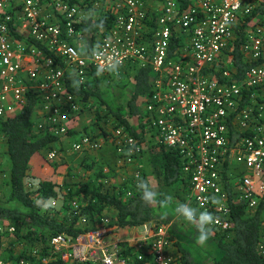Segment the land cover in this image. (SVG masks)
<instances>
[{"label": "built area", "instance_id": "2783aa9c", "mask_svg": "<svg viewBox=\"0 0 264 264\" xmlns=\"http://www.w3.org/2000/svg\"><path fill=\"white\" fill-rule=\"evenodd\" d=\"M192 1L182 10L179 0H162L154 28L142 0H0V118L6 116L11 96L21 106L32 92L43 116L40 130L49 125L60 138L81 109L68 91L67 77L86 82L91 68L100 76H112L129 64L141 63L152 71V93L144 98L142 118L146 132L155 133L159 142L180 154L190 177L192 219L207 213L212 216L208 224L212 230L227 231L231 224L225 177L237 185L236 198L251 210L264 198V22L255 20L243 33L241 51L252 66L239 82L231 66L237 28L252 15L258 0ZM99 10L116 15L115 26L90 54L82 55L76 25ZM16 34L44 49L18 41ZM175 39L182 45L171 57ZM24 72L27 85L21 78ZM245 90L254 93L242 108ZM231 120L240 132L233 143ZM112 142L126 166L133 165L146 148L122 129L116 130ZM91 146L98 145L85 138L74 149L80 152ZM233 167L241 168L239 175L230 174ZM106 236L105 230L75 239L60 235L49 246L52 255L65 262L129 264L121 260L119 246L105 242ZM141 246L138 259L148 260L146 264H180L168 253L171 240L166 226L155 229ZM260 249L264 256V241ZM0 264L35 263L0 258Z\"/></svg>", "mask_w": 264, "mask_h": 264}, {"label": "trees", "instance_id": "16d2710c", "mask_svg": "<svg viewBox=\"0 0 264 264\" xmlns=\"http://www.w3.org/2000/svg\"><path fill=\"white\" fill-rule=\"evenodd\" d=\"M49 0H40L45 3ZM144 3L147 0H142ZM162 2V0H159ZM181 9L185 10L192 4V0H179ZM97 12L99 14H97ZM95 15L81 20L76 25V31L79 34L77 43L83 46L82 55L90 54L100 37L106 36L107 32L114 28L116 15L111 11H97ZM154 20L153 27L157 25L158 16L149 15ZM257 20L264 22V0H258L257 7L252 15L244 19V22L237 28L239 36L235 42V51L231 66L235 71V79L239 82L245 79V76L251 68V64L245 61L241 51L244 31ZM17 40H28V42L39 50L44 48L35 43L30 38L16 34ZM182 43L179 39L173 40L170 49L171 57L177 56L178 49ZM51 55V54H48ZM134 64V63H132ZM132 64L120 69L114 76L116 82L109 87L112 91L118 88L122 91L132 86L131 96L125 102L126 106L112 108L106 101V92L104 86V76H100L95 69H89L88 80L80 82L71 76L67 77L68 91H70L83 106L91 100H97L108 110L110 116L115 122V130L122 129L130 137L135 138L140 144L144 143V133L146 132L142 125V130H136L130 119L140 118L141 108L139 102L142 98L152 93L151 77L152 71L147 67L137 69L130 74ZM65 67V65L62 63ZM132 72V70H131ZM254 90L244 91V102L242 108L248 105ZM39 109V102L32 92L26 94V102L19 106V110L5 118H0V136L5 141L6 152L9 162V199L7 205L0 204V225L8 223L7 229H14L15 241H26L31 247L40 248V260L34 254L22 253L18 255L14 246L10 248L9 261L18 262L21 259H27L35 264H94L65 262L62 259L52 255L50 241L57 236L64 235L75 239L83 233L91 230L80 226V219L87 216L88 221H95L96 218L103 216L108 211L114 210L116 219L113 226L118 229H138L146 228L150 231L164 225V220L157 217V209L152 205V199L145 200L144 194L149 191L144 173V184L133 181L132 183H123L120 188H116L113 193L104 191L102 185H95L91 182H81L77 184L59 185L46 180L40 183L38 190L40 198L44 202L58 199L64 204V208L69 216L59 218L43 212V206L38 204L28 191L26 180L31 171V164L36 156L42 151L49 150L56 144L60 138L49 125L43 130H38L36 126V117ZM81 114V111L80 113ZM99 115V113H98ZM141 118H143L141 116ZM98 116V120H102ZM106 119V118H105ZM39 124V123H38ZM232 132V141L240 136L237 126L231 120L229 123ZM245 136V135H243ZM145 144V143H144ZM148 152V161L151 174L156 178L158 186L162 193L158 197L157 206L167 199L166 191H175V187L181 185L182 188L176 190L174 199H179L185 203L191 201L190 177L184 173V166L180 154L168 149L161 142L153 145ZM142 157V156H141ZM102 175H98L100 179ZM225 190L229 194L228 207L230 210L229 220L231 228L227 231L213 229L211 239L215 244V253L209 262L203 264H264V256L261 254V244L264 241V198L257 209L251 210L248 204L236 198L233 193L234 187L227 183V177L224 180ZM182 190L185 197L179 195ZM77 204V210L73 204ZM181 203L179 205H181ZM26 210V211H24ZM58 215V214H57ZM0 231H2L0 229ZM209 232V231H207ZM209 235V233H208ZM127 247L122 244L120 247ZM182 264H199L191 257L190 253L180 248ZM124 259L133 258L129 264H146L148 260L140 261L138 255L133 252V248H128L123 255ZM38 262V263H37Z\"/></svg>", "mask_w": 264, "mask_h": 264}, {"label": "rangeland", "instance_id": "374dc122", "mask_svg": "<svg viewBox=\"0 0 264 264\" xmlns=\"http://www.w3.org/2000/svg\"><path fill=\"white\" fill-rule=\"evenodd\" d=\"M77 48L80 53L83 52V46L80 45V43L77 44ZM21 78L23 80V84L25 82L26 85L29 83L25 72L22 74ZM114 78V76H104L105 82L103 87L106 89L105 101L112 108L116 106L125 107V102L131 96L130 90H132V86L128 87L125 91H122L119 88L112 91L109 87L113 86L112 84L116 82ZM142 100L143 99L140 100L139 106L141 108V116L143 117L146 110L145 104ZM18 110L19 104H17L11 96L5 117L13 115ZM80 111L81 114H78L74 118L70 119V121L65 125L67 133L60 137V140L51 146L49 150L42 151L35 157L31 164V171L29 172L26 180L28 191L31 193L32 198L38 204L43 206V212L58 216L59 218L69 216L71 213L66 211L64 204L58 199L48 202L41 200L38 190L42 181L49 180L62 186L81 182H91L93 185L100 183L104 191L109 193H113L117 190L116 188H120L123 183L139 181L135 178V175H132L129 168L122 165L120 162L116 147L112 142L116 132V122L110 117L111 115L106 107L102 106L97 100H91L86 106L81 104ZM98 116H102L103 119L98 120ZM141 116L140 118L130 119L132 126L139 132L142 130ZM42 122L43 116L38 111L36 117V126L39 125L36 127L38 130H40ZM85 138L91 139L94 144L98 145L97 148L91 146L80 152L75 151L74 145H79ZM144 139V143L146 144L144 151V157L146 156L144 159V168L145 166L146 168L144 169V173H146L148 166L150 168L147 153L153 145L159 143V139L155 133H148L146 135L144 133ZM52 154H55V157L52 158ZM8 170L9 162L6 152V144L0 136V204H3L4 206L7 205V200L10 196L8 187ZM99 174L102 175V177L97 179ZM156 200L154 201L155 203ZM77 207L78 205L76 203L73 204L74 209L77 210ZM115 219L116 213L114 210L110 209V211L105 213L103 216L96 218L93 222L88 221L87 216L82 217L80 219V226L91 231L105 230L108 236L110 235L109 231L118 229L117 226H113ZM7 228L8 223L0 225V229L2 230L0 231V258L8 261L10 258L9 250L12 246H14L18 255H21L22 253L29 255L34 254L39 261L41 253L40 248L31 247L26 241H15L14 233ZM208 229L210 230L211 228L209 227ZM152 232H154V230H152ZM150 236H152V234ZM173 242L174 239L172 238L171 246L177 248ZM122 244H127V247L124 246L121 248L119 246L120 258L123 257L128 248H133V252H136V248H134L130 242L122 241L120 245ZM203 247L204 246H201L200 244L197 245L196 249L198 250L196 252V256L209 259L211 256L210 252L204 250ZM175 257L178 258L179 256Z\"/></svg>", "mask_w": 264, "mask_h": 264}, {"label": "crops", "instance_id": "0c3cea01", "mask_svg": "<svg viewBox=\"0 0 264 264\" xmlns=\"http://www.w3.org/2000/svg\"><path fill=\"white\" fill-rule=\"evenodd\" d=\"M145 5V9L147 14L149 15H155V16H160L162 9H163V3L159 0H147L144 3ZM27 34V33H26ZM146 36L147 38L151 39V33L150 31L147 32L146 31ZM145 41V43L149 44V41ZM184 42V41H183ZM185 43V42H184ZM131 64L125 66L123 69L129 67ZM142 64L141 63H134L132 64V69H129L128 71H130V74H133V72H135L137 69L141 68ZM132 70V72H131ZM2 87V81L0 80V90ZM143 102H144V98H142ZM16 113V112H15ZM14 113V114H15ZM143 125V124H142ZM144 145V143H143ZM146 145V144H145ZM150 153V151H149ZM148 156V153H147ZM146 158V156L144 157V152L142 154V157H139L136 159L135 163L131 166H126L129 168V170L132 172V175L139 176V182L140 184H144V159ZM149 158V156H148ZM151 168L146 169L147 172L146 174V182L149 186V191L150 193H152V205L155 206V209H157V217L162 218V220H164V225L166 226L168 229V232L170 234V240L172 242V238L174 239L173 244L176 247L171 246L168 253L175 258L177 261L180 262V264H182V262L180 261V259L182 258V254L180 252V248L184 249L185 251L189 252L191 257L193 258V260L196 263L199 264H203L206 262H209L212 259V256H214L215 253V244L211 239V233L213 232L212 229H208L209 226L206 225L207 231L209 235H208V239L204 242V243H200L198 237H199V230H198V221L199 218L194 220L191 219L190 221L184 216V211L188 210V211H193L194 207L192 202L189 200L185 203H181L182 201L179 199H174L173 197H175L176 195V190L182 188L181 185H178L175 187V191L171 192V191H166L164 194L167 197L166 200H164L161 205L157 206V203H155L154 201L156 199H158V197L160 196V194L162 193L161 189L158 186V182L156 180V178L151 174ZM229 172L230 174L232 173L233 176H236L237 174L239 175V172L241 171V168L238 167H233V168H229ZM240 169V170H239ZM226 174L224 173V176ZM263 180H264V176H263ZM234 187L233 193L236 195V189L237 185L235 186L234 184H232ZM191 191V190H190ZM175 195V196H174ZM178 196H182L183 198L185 197V195L183 194V191L180 190L179 191V195ZM157 201V200H156ZM181 203V205H179ZM110 235L107 236V238L105 239V242L109 245H114V246H120V243H122V241H126V242H130V244L132 246H134V248H136V254H138L139 252L141 253V251L143 250L142 248V243L145 241H147L151 236V234H153L152 231L146 229V228H138V229H125V230H121V229H113L112 231H109ZM151 233V234H150ZM201 245L204 246L203 249L206 251L210 252V258L208 259H204L205 257L201 258V257H197L196 256V252L198 249L197 245ZM174 249H173V248ZM189 247V248H187ZM199 248V247H198ZM142 249V250H141ZM210 249V250H209ZM175 256H179L178 258H176ZM121 260H125L123 257L121 258ZM127 261H133L132 258H127Z\"/></svg>", "mask_w": 264, "mask_h": 264}, {"label": "clouds", "instance_id": "9594fccd", "mask_svg": "<svg viewBox=\"0 0 264 264\" xmlns=\"http://www.w3.org/2000/svg\"><path fill=\"white\" fill-rule=\"evenodd\" d=\"M152 198V193L150 192H146L144 194V199L145 200H151ZM184 216L190 221L192 219V214L190 211L185 210L184 211ZM212 221V216L207 214V213H201L200 217H199V221H198V230H199V241L200 243H204L207 239H208V232H207V228L206 225L210 224Z\"/></svg>", "mask_w": 264, "mask_h": 264}]
</instances>
